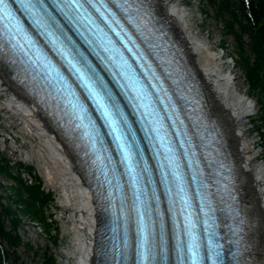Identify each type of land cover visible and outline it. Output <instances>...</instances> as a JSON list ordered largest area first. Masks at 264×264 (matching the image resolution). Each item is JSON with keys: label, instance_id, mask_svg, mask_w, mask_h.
<instances>
[{"label": "snow or ice", "instance_id": "obj_1", "mask_svg": "<svg viewBox=\"0 0 264 264\" xmlns=\"http://www.w3.org/2000/svg\"><path fill=\"white\" fill-rule=\"evenodd\" d=\"M13 4L19 5L18 10L23 11L33 21V24L41 29V34L52 38L54 46L59 44L58 54L67 61L87 89L89 97L93 99L97 110L101 113V118L104 120L103 126L109 129L108 134L112 135V142L115 143L116 151L119 153L118 162L104 154L107 148L95 123L90 119L87 125L82 123L86 118L85 106L78 101L76 103L69 101L73 111L79 113L77 118L81 123L77 126L88 129L84 134L91 145V163L94 166L99 165L97 174L103 176L99 185L101 199L107 202V209L115 210L116 221H123L122 241L116 242V237L113 236L111 246L106 244L102 249L108 264H173V257L175 264H225V255L231 257L229 264H246L243 258L246 242L242 235L243 225L247 222L246 218L242 216L240 210L230 207L232 224L229 227L231 238L228 243L233 245L234 249L225 253L224 245L220 243L221 237L217 232L218 225L212 221L210 216V213L214 211L209 198L211 194L198 189L199 204L194 208L187 190L190 185L186 183L185 172L181 169V156L177 155L168 139L169 133L163 123L164 117L160 116L157 108L153 106V95L135 73V69L125 57L121 47L109 35V33H115L123 48L132 53L137 60L143 55L142 53L137 54L133 47L129 46L134 45L135 42L116 13L109 7L108 0H53L52 5L46 4V0H0V20L6 21L3 35L13 48L23 49L25 43L32 46L33 41L14 14ZM50 7L58 9L65 19L78 30L85 29L96 38L99 42L98 46L108 54L101 59L116 69L112 72L113 76H119L126 81L120 86L134 94L130 96L133 100V107L138 110L143 109L141 116L145 118V125H151L147 128L148 133L153 134L150 143L154 145L158 142L160 145L154 156L159 161L157 168L160 170V182L165 185L163 194L167 197V212L172 216L170 229L165 213L161 211V201L156 188H148V185L154 184L153 172L144 159V153L136 140V134L132 131L123 110L115 102L103 78L96 73L87 58L75 49L71 37L64 33L60 21L49 11ZM116 7L125 13V19L129 23L139 29L140 25L136 23V17L132 14L133 5L129 3V0H123V3L117 2ZM144 7L143 4L137 5L135 12L140 13ZM56 30L64 36L63 40L56 36ZM80 34L84 35L83 32ZM84 38L89 44L94 42L86 36ZM21 40L25 43H21ZM77 57L80 59L77 60ZM39 59L40 57L37 56V60ZM141 67L144 65L142 64ZM57 76H59L58 70ZM153 78L155 77H150V79ZM60 79L63 80V77ZM151 87L157 88L155 84H151ZM69 95H75L71 92L70 86ZM168 119H172L171 115ZM173 126H175V121H173ZM176 135H181L179 130ZM186 143L188 141L180 142V146L184 148L183 158L189 156V150L185 147ZM117 163L123 165L124 172L114 176L116 183L113 184L112 179H109V174L116 173ZM192 167V161L189 160L188 168L192 169ZM220 168L224 169V165L221 164ZM123 175L128 177L125 184L130 186L131 198L124 194L125 185L120 183V177ZM142 180L144 187H141ZM191 181H197L196 172H193ZM224 190L228 193L229 199L234 200L227 185L224 186ZM116 192L121 193L119 206L116 204ZM153 201L155 202L154 207ZM119 227L120 224L117 223L116 228ZM113 231L115 232V228Z\"/></svg>", "mask_w": 264, "mask_h": 264}, {"label": "bare ground", "instance_id": "obj_2", "mask_svg": "<svg viewBox=\"0 0 264 264\" xmlns=\"http://www.w3.org/2000/svg\"><path fill=\"white\" fill-rule=\"evenodd\" d=\"M154 5L167 20L181 44L185 57L200 81L209 115L216 120L225 145L234 160L239 188L249 214L250 232L255 249L254 264H264V166L256 163L257 154L248 140V129L242 124L244 114L250 113L252 104L239 90L235 77L221 68V56L211 51L191 28L185 11L175 0H153ZM234 84V86H232ZM0 92L5 99L1 106L18 118L28 136L36 137L35 150L46 164V174L57 180L64 190L71 210L76 213L73 227L71 254L76 264H92V240L95 203L81 175L79 164L69 143L55 129L45 113L15 86L0 69ZM35 143V142H34Z\"/></svg>", "mask_w": 264, "mask_h": 264}, {"label": "trees", "instance_id": "obj_3", "mask_svg": "<svg viewBox=\"0 0 264 264\" xmlns=\"http://www.w3.org/2000/svg\"><path fill=\"white\" fill-rule=\"evenodd\" d=\"M207 1L215 10V17L223 20L224 34L231 35L236 43L249 89L262 94L256 123L264 141V0ZM22 168L21 163L14 167L0 155V173L11 179L8 186L0 183L4 193L0 195V264H27L17 254L22 244L19 228L24 219L38 223L52 245L57 246L59 242L60 231L52 212L54 197L43 188L31 167L27 173ZM25 244L38 258L33 264H58L50 247L35 252L31 245Z\"/></svg>", "mask_w": 264, "mask_h": 264}, {"label": "rangeland", "instance_id": "obj_4", "mask_svg": "<svg viewBox=\"0 0 264 264\" xmlns=\"http://www.w3.org/2000/svg\"><path fill=\"white\" fill-rule=\"evenodd\" d=\"M175 1L187 4L184 10L191 28L206 44L212 46L215 54L222 55L221 61L223 64H221V68H225L226 71L230 72L231 76L235 77L234 81L238 85L239 90L251 102L252 116L249 118L244 117L242 124L249 130L247 138L253 141L252 150L258 155L255 162L264 166V159L260 158L261 153H263L264 141L256 123L260 114V106L262 105V94L256 90L251 91L249 89L233 37L224 34V22L222 19L215 17V10L207 0ZM222 40L224 41L222 42ZM245 42H247L246 37ZM2 100L3 98H0V103ZM30 135L28 136V132L21 121L16 117H12L10 112L0 104V155L10 160L14 167L21 163L25 173H27V168L31 167L33 173L41 179L43 188L49 190L54 197L52 212L60 231L59 242L57 246H54L50 243L42 228L40 229L24 219L25 222L19 228L22 244L18 247L17 254L27 264H33L38 258L27 248L25 243L31 245L32 250L35 252H41L48 246L54 252L58 264H76V257L71 254L73 248L71 247L73 246V220L76 219V213L71 210L60 183L47 177L46 164L42 162L41 156L35 150L38 138L30 137ZM0 183L8 186L11 183V179L0 173ZM0 195L4 196L1 189ZM7 227L9 228V225Z\"/></svg>", "mask_w": 264, "mask_h": 264}]
</instances>
